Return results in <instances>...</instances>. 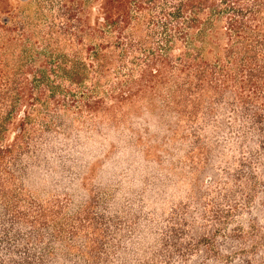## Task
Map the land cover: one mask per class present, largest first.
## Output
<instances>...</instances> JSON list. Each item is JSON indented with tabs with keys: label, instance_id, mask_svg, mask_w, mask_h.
<instances>
[{
	"label": "trees",
	"instance_id": "1",
	"mask_svg": "<svg viewBox=\"0 0 264 264\" xmlns=\"http://www.w3.org/2000/svg\"><path fill=\"white\" fill-rule=\"evenodd\" d=\"M55 12L0 52V264H264V0ZM123 121L143 184L120 207L79 187L109 145L75 158Z\"/></svg>",
	"mask_w": 264,
	"mask_h": 264
},
{
	"label": "rangeland",
	"instance_id": "2",
	"mask_svg": "<svg viewBox=\"0 0 264 264\" xmlns=\"http://www.w3.org/2000/svg\"><path fill=\"white\" fill-rule=\"evenodd\" d=\"M60 1L0 0V52L8 57H16L24 48L31 50L37 45H42L43 31L47 29ZM130 129L129 123L124 125L123 121L117 131L110 135L109 140L90 143L86 153L75 158V169L83 172L84 166H79V161L86 163L87 157H95L100 153L101 146L104 148V145H109L101 157L96 158L97 155L92 160V165L84 169L87 182L80 181L79 187L82 188L83 183H86L90 189L100 188L120 207H124V191L127 195H134L143 184V178L140 177L142 171L138 173L137 169H142V155L134 149L124 148ZM131 141H135V136ZM148 143L152 145L153 141ZM179 162V159L175 160L174 165ZM153 172L154 167L151 165L149 174ZM37 194L41 195L43 192Z\"/></svg>",
	"mask_w": 264,
	"mask_h": 264
}]
</instances>
